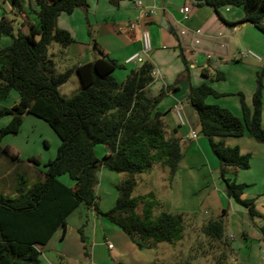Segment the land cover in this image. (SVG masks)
Here are the masks:
<instances>
[{
	"label": "trees",
	"instance_id": "1",
	"mask_svg": "<svg viewBox=\"0 0 264 264\" xmlns=\"http://www.w3.org/2000/svg\"><path fill=\"white\" fill-rule=\"evenodd\" d=\"M37 6V25L29 24L28 32L12 33L11 24L0 20V34H7L11 42L0 47V101L7 99L12 90L18 100L0 109V116L10 117L0 128V137L17 134L23 117L32 115L45 121L59 138L53 159L44 164L42 179L27 185L18 177L14 195L0 194V264H38L39 246L45 245L57 229L66 231V217L79 204H83L97 216H103L117 225L139 248L157 246L160 242L175 244L183 236L185 215L183 212L159 211L152 214L158 201L152 192L133 195L137 177L149 171L155 164L168 170L169 180L177 171L183 156L179 139L168 136L163 114L156 104L164 90L150 96L147 88L153 81L154 66L149 60L131 70L123 81H117L112 72L122 65L114 59L101 56L95 60L59 71L48 53L51 43H58L61 50L73 39L69 32L56 25L60 13H71L76 8L87 7L86 0H34ZM120 0H109L117 4ZM219 15L221 6L241 7L243 17L228 24L249 23L264 37V0H201ZM15 12L21 11L19 0H12ZM220 18H222L219 15ZM185 63V73L189 68ZM76 72L80 88L71 96H63L59 86ZM203 75L211 81L225 79L222 71L215 70ZM256 85L252 104L248 107L244 96L238 92L242 116L229 109L205 101L208 96L218 97L209 84L188 86V101L195 110L200 133L207 137L213 155L219 161L224 193L242 205L250 218L259 216L255 198H242L246 183L235 177L224 176L226 166L247 169L250 154H242L237 146H227L225 137H239L247 132L257 142H264L261 123L263 70L256 72ZM97 144L108 147L109 152L98 158L94 152ZM34 162L36 160L34 159ZM100 166L125 176L115 186V204L101 210L94 187L96 172ZM67 174L73 186L62 183L58 176ZM264 195V188L261 193ZM141 206V211H138ZM226 210L203 223L201 232L215 242L229 241L225 232ZM264 219V216H263ZM84 240L82 229L78 230ZM264 241V223L259 227ZM227 242V243H226ZM221 255L227 257L226 253ZM222 258V260L224 259ZM227 259V258H226ZM222 260L219 264H222ZM115 264H125L117 261ZM149 264H169L151 262ZM174 264H191L179 261Z\"/></svg>",
	"mask_w": 264,
	"mask_h": 264
},
{
	"label": "crops",
	"instance_id": "2",
	"mask_svg": "<svg viewBox=\"0 0 264 264\" xmlns=\"http://www.w3.org/2000/svg\"><path fill=\"white\" fill-rule=\"evenodd\" d=\"M19 2L21 11L15 12L12 0H0V20L4 19L10 23L9 13L17 14L21 20L19 31L27 33L29 24L37 25L38 23L37 6L34 0H19ZM86 2L85 9L76 8L71 13H60L57 16V27L67 30L73 39L62 49V55H57L61 50L59 48H57L58 51L50 53L54 54L53 59L57 69L59 71L66 68L74 69L77 65L104 55L122 65L112 74L117 81H123L131 70L141 64L136 61L126 62V60L140 52L141 33L147 31L150 38V50L146 54L141 53V56L143 61L149 60L154 66L153 81L148 86L147 93L150 96H156L162 89L164 90L163 96L156 104V109L163 114L166 134L179 139L183 152L177 171L168 184L171 194L177 196L176 185L181 183V174L188 155L203 157L210 170H218L221 178L219 161L215 160L211 154L206 136L200 133L197 114L188 101L187 93L188 86L207 83L222 94L218 97L208 96L205 99L207 103L227 108L234 115L241 117L242 110L238 95V92H241L246 105L251 107L252 94L256 85L255 74L258 68L256 63L240 62L241 59L237 57V53L246 43L247 35L249 49L259 59L240 55L241 58H251L264 64V37L249 23L233 25L226 23L239 21L243 17L242 8L221 6L218 9L222 17L220 18L213 8L201 0H120L117 4H112L109 0H86ZM137 2L141 5L139 6ZM183 6L189 7L187 13L181 11ZM150 8H154L155 13L144 16L143 13ZM162 17L168 25L167 29L160 26ZM1 34L0 47L3 41L8 42ZM181 55L189 68L187 74ZM203 69L208 74H213L215 70L222 71L225 79L211 81L203 75ZM73 75L78 77L73 71L70 78L59 86V92L63 96H67L71 90L66 88L68 93H63ZM225 81L227 84H219ZM78 83L80 88V82ZM17 100L16 98L13 104ZM262 102L261 123L264 129V89ZM224 143L227 146H237L242 154H250L249 168L235 169L226 166L223 172L225 177H235L237 182L247 184L242 198L255 194L256 209L261 216L260 222H263L264 195L261 194L263 189L255 192L250 190L253 189L255 180L264 176V142H257L245 132L239 137H225ZM103 150L102 155L109 152L105 145ZM161 169L166 168L161 166ZM161 173V178L165 179L164 172ZM96 176L95 195L99 194L103 177L107 178L108 183L113 186L123 177L122 174L104 166L98 168ZM144 177L142 175L139 179L144 180ZM116 195L117 193L111 192L109 194L111 205L104 206L100 203L99 208L103 211L111 208ZM178 200L181 199L177 196L176 202H179ZM158 202L160 203V199ZM171 211L175 212L176 209ZM244 211L243 213H247L245 208ZM244 215L246 217L247 214ZM69 217L73 218L69 219ZM253 223L257 224L252 220V225ZM69 226L72 230L71 235L67 232ZM254 227L260 234V226ZM79 229L86 234L83 241L78 232ZM59 230L61 231L60 228L55 231L45 245L38 247L40 251L38 264H68L65 261L70 264H115L117 261L125 264H149L157 259L153 253L154 250H150L157 246L137 247L117 225L103 216L95 215L83 204H79L67 215L64 236L61 235L62 232L56 234ZM166 247L168 246L161 247L163 253ZM105 248L108 250L107 254Z\"/></svg>",
	"mask_w": 264,
	"mask_h": 264
},
{
	"label": "rangeland",
	"instance_id": "3",
	"mask_svg": "<svg viewBox=\"0 0 264 264\" xmlns=\"http://www.w3.org/2000/svg\"><path fill=\"white\" fill-rule=\"evenodd\" d=\"M9 14L12 33L15 35L20 30L21 20L17 14ZM1 35L8 40L7 43L2 42V47L10 44L11 37L7 34ZM245 41L246 43L241 46L237 57L241 59L240 62L256 63L257 71L263 70L264 85V64L251 58L243 59L239 54L250 50L247 35ZM57 48L61 49L58 43H51L48 46V53L58 51ZM78 82V77L73 75L63 93H68L66 88H71L67 97L77 92L79 90ZM219 84H227V81ZM16 98L18 99L17 92L12 90L7 99L0 101V109L11 106ZM9 119L10 117L7 115L0 116V128L6 125ZM58 145L59 138L45 121L32 115H25L17 134H5L0 137V194L13 196L18 177L25 179L27 185L42 179L45 170L44 164L55 157ZM103 148V144L95 145L96 156H103ZM190 156L188 155L186 165L183 167L181 183L176 185V194L181 199L178 200L179 202H176L177 196H173L170 192L168 170H162L160 165L155 164L149 171L142 173L141 176H145L144 180L136 178L137 184L133 189V195L152 192L157 201L160 199V203L158 202V205L152 209L153 216L159 211L176 209V213L183 212L186 218L183 236L178 242L175 244L160 242L156 248L150 249L154 250L153 253L157 258L154 261L174 264L188 260L191 264H219V261L225 257L221 255L224 252L227 254V259L224 258L222 264H264V241L257 228L254 227L261 226L264 220L260 222L261 216L250 218L247 213H243L245 212L244 207L228 198L224 193V184L222 178L219 177L218 170H210L203 157ZM213 156L217 160L216 156ZM161 172H164L165 179L161 178ZM122 176L125 175L122 174ZM58 179L67 186L74 185V181L67 174L59 175ZM108 182V179L103 177L99 194L96 193L98 205L100 203L104 206L111 205L109 194L116 193V186ZM263 187L264 176L255 180L254 190L250 191L255 192L260 189L262 191ZM254 197L255 194L254 196L252 194L251 197L246 198ZM222 209L226 210L224 234L229 241L228 250L225 248V243L215 242L201 232L203 223L218 217ZM171 210L168 212H172ZM138 211H141V206ZM244 214H247L246 217ZM252 220L257 224L253 223L252 225ZM71 231L69 226L68 234L71 235ZM59 232L61 231H57L56 234ZM85 236L86 234H83L84 240ZM165 245L168 247L163 253L161 247ZM104 250L107 254V248ZM65 262L70 264L68 261Z\"/></svg>",
	"mask_w": 264,
	"mask_h": 264
},
{
	"label": "built area",
	"instance_id": "4",
	"mask_svg": "<svg viewBox=\"0 0 264 264\" xmlns=\"http://www.w3.org/2000/svg\"><path fill=\"white\" fill-rule=\"evenodd\" d=\"M137 4L140 6L141 3L140 2H137ZM188 9L189 7L188 6H183L181 11L183 13H187L188 12ZM155 13V10L154 8H150L148 9L147 11H145L143 13L144 16H148V14H154ZM140 40H141V50L139 53H135L133 55H131L130 57L127 58L126 62H132V61H136L138 63H141L143 62V58L141 56V53H144L146 54L149 50H150V38H149V33L147 31H143L141 33V37H140ZM240 55L242 57H247V56H251V57H254L256 59H259V57L253 53L252 51L250 50H247L245 52H241Z\"/></svg>",
	"mask_w": 264,
	"mask_h": 264
},
{
	"label": "water",
	"instance_id": "5",
	"mask_svg": "<svg viewBox=\"0 0 264 264\" xmlns=\"http://www.w3.org/2000/svg\"><path fill=\"white\" fill-rule=\"evenodd\" d=\"M212 8V7H211ZM160 26L161 27H163V28H165V29H167V23L165 22V19L162 17L161 18V21H160Z\"/></svg>",
	"mask_w": 264,
	"mask_h": 264
}]
</instances>
